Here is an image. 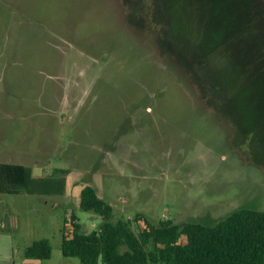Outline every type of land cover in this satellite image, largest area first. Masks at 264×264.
<instances>
[{"label":"rangeland","instance_id":"rangeland-1","mask_svg":"<svg viewBox=\"0 0 264 264\" xmlns=\"http://www.w3.org/2000/svg\"><path fill=\"white\" fill-rule=\"evenodd\" d=\"M0 161L65 181L0 193L16 241L57 256L72 214L102 222L87 184L112 222L264 209V0H0Z\"/></svg>","mask_w":264,"mask_h":264},{"label":"trees","instance_id":"trees-1","mask_svg":"<svg viewBox=\"0 0 264 264\" xmlns=\"http://www.w3.org/2000/svg\"><path fill=\"white\" fill-rule=\"evenodd\" d=\"M63 171L55 169L53 174ZM24 192L62 195L65 181L35 176L28 165L0 161V193ZM80 206L102 217L99 229L85 232L72 214L71 231H63L62 254L78 257L81 264H264V209L241 207L214 224L163 219L155 225L140 213L112 222V206L90 184L81 189ZM51 252L49 240L39 238L23 253L45 259Z\"/></svg>","mask_w":264,"mask_h":264},{"label":"crops","instance_id":"crops-1","mask_svg":"<svg viewBox=\"0 0 264 264\" xmlns=\"http://www.w3.org/2000/svg\"><path fill=\"white\" fill-rule=\"evenodd\" d=\"M34 240L26 241V243H18L12 230L7 227L5 218L1 217L0 264H74L70 262V260H68L69 258L64 256L62 252L60 254L61 256H57L51 252V255L45 259L25 256L23 253L24 249Z\"/></svg>","mask_w":264,"mask_h":264}]
</instances>
